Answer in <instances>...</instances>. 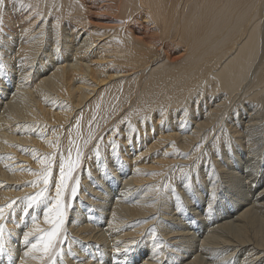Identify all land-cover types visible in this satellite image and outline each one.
I'll use <instances>...</instances> for the list:
<instances>
[{
	"label": "bare ground",
	"instance_id": "6f19581e",
	"mask_svg": "<svg viewBox=\"0 0 264 264\" xmlns=\"http://www.w3.org/2000/svg\"><path fill=\"white\" fill-rule=\"evenodd\" d=\"M263 6L264 0H6V9H3L2 13L3 23L0 26L2 28L0 30V46H5V48L2 50L0 47V63L10 66L11 62L21 58L20 65L23 61L25 68H22L27 69V73L23 77L26 80L23 81L26 85H19L18 81V84L10 89L18 91L15 97L16 93L13 92V95H10L11 91L8 96H3V100L11 98L4 103L7 105L12 102V107L15 104L13 103L15 99L19 98V93L23 97L19 98L21 103L16 100V103L20 104L18 108L0 115V206L6 205L18 197H25L26 194L33 195L43 192V197L26 214L24 208L27 201L23 199L17 200L14 205V215L5 209L6 218L4 221H0L5 226L4 253L8 255L9 251L15 250L16 256L11 252L14 255L12 262L7 259L2 260L0 257V264H105L103 257L106 255L104 248L107 243L112 244V241L114 243L122 238L119 242L124 247V245L130 246L129 243L134 242L135 238L141 236L142 233L152 237L155 235L158 219H160L158 225H161V228L169 226L168 223L172 222L173 213L171 210L168 211V204L162 202L161 206L160 203L161 209L153 199H147V195L151 194L161 179L162 192L165 191L167 196L172 192L173 186L171 185L174 182L171 179L175 177L171 178L170 174L162 177V174L169 172L173 166H176L177 170L179 168V170L186 171L187 169L184 167L189 165L186 163H194L193 160L197 159L198 154L200 152L202 154L200 147L211 132H214L218 127L219 116L223 115V112L220 114L223 107L221 104L226 100L221 101L220 111V105L215 103L214 108L208 107L209 110H205L206 112L200 110L199 118L195 119L191 113L194 120L193 125H182L183 123L179 122H177L179 124L176 122L173 124L171 119L177 109L184 108L183 110H186L189 108L185 107L187 100L200 86L209 87L213 96L216 93L214 91L222 90L225 91V94L229 93L230 96V94H235L238 88H242L240 85H243L249 69H252V64L257 62V60L254 61L259 55L260 43L264 41H261V20L259 19L261 16L259 13L264 14ZM49 12L52 16L48 19L47 25L51 31L54 30L52 31L54 34H58L59 24H67L74 32L72 33L74 39L76 40L78 37V40L75 42L74 39H64L65 49L61 52L64 61H59V55H56L49 60L50 62L46 61L40 64L37 62L38 66L33 65L34 67H32L35 53L41 47L43 38L50 39V34L47 32L50 30H42L43 23H45L44 18L35 24L36 28L32 30L30 28L28 31V26L24 25L20 30H15L17 32L15 40H20V42L19 46L13 50L10 46H12L11 40L15 36H13V32L9 33L8 31L11 26H14L13 22L16 24L20 18L26 19L35 13L31 18L33 21H30V25L36 19L39 20L40 15L46 16ZM257 14L259 21L256 19ZM8 33L12 35V38H7ZM52 37L54 40L56 36ZM45 42L47 45V41ZM55 45L50 48L54 55L58 49ZM6 47L11 49H6ZM6 56L7 58H4ZM52 59L57 61L54 62ZM31 67L34 74L30 75ZM2 70L0 69L1 74H3ZM24 71L21 72L24 73ZM250 72L253 74L252 70ZM254 83V86L248 83L251 88L248 85L246 88L245 83L243 86L247 90L252 89L250 92L252 94L260 92V102H264V50ZM21 88H24V91H21ZM207 89L201 90V93L205 90L208 93L209 89ZM244 91L243 89L242 94ZM198 92L200 93V91ZM248 92L246 96L240 94L241 91L238 92V95L245 98L249 96L246 99L253 100V96L248 95ZM222 95L224 96L223 93ZM241 97L239 96V98ZM26 99L29 103L26 102ZM256 101L254 102L256 103ZM192 104L194 103L192 102ZM9 106L6 108L9 109ZM218 111L220 115H218ZM257 115L259 114L257 113ZM251 121L253 122V120ZM147 130L149 131L148 136H154L150 144L146 143L148 137L144 139ZM236 139L238 140V138ZM128 144L131 145V149H134L133 151ZM128 147L129 149H127ZM158 148H160L161 155L158 154L159 157L151 156ZM78 153L79 162L77 163ZM109 158L111 161L118 159L120 164L125 161V165L122 164L121 167L124 172L128 171V174L125 173L123 182L131 183L144 190L136 200L127 202V199H122L121 196L110 204L103 201L97 202L101 198V193L91 187L95 181L90 180L91 173L100 168L103 170L106 165L105 161H109ZM49 162H51L52 175L46 187L42 182V175ZM195 162L198 163V160ZM61 163L65 165L66 171L70 163L75 164V169L72 179L66 181L68 187L61 197V204L66 207L63 208L64 223L60 226V244L57 254L52 260H49L39 245L37 249L33 250L31 243H37L40 237L51 229L52 225L45 221L44 213L55 200V180L59 178ZM175 169L173 170L175 171ZM202 171L204 170L202 169ZM208 171L210 176L214 177L215 171L212 168ZM177 173L176 179H179V173L182 172ZM185 174L184 172L183 175ZM229 174L228 170H223L222 175L225 176V181L232 183L236 180V175ZM198 175L197 179L200 177ZM213 177L210 186L214 184ZM176 179L175 183L177 184ZM28 181H36V183H25ZM73 187H76V195L78 194L80 197L85 190L88 191V194H92V196L86 195L85 197L91 205L98 208V217L103 218V214L107 217L109 214L106 225H110L108 231H112V241L105 240L108 236L105 231L90 236L96 223H93V219L91 220L89 216L83 219L77 206V210L71 213L70 208L75 197L72 194ZM128 188H130L129 185ZM125 191L128 192L125 194H129L128 190ZM140 192L142 191L140 190ZM210 193H212L211 190ZM261 195H264V186L260 190L258 189L255 195L239 197L240 200L234 203L232 208L229 207L231 209L228 211L229 213L233 211L231 214L236 215L232 217L230 214L232 218H229L228 222L220 219L218 225L212 226L211 224L212 229L210 228L208 232L201 235V238L199 237L200 251L216 253L214 255L217 261L214 260L216 261L214 264H220L225 254H228L229 251L232 254V251L239 246L241 247L239 255L248 254L247 264L251 262L264 264V199L260 198ZM172 197L175 199L176 209H179L181 207L179 195L177 196V193L173 191L172 196H168V198L171 200ZM69 213L73 216L71 223L68 221ZM34 218L41 231L30 237L31 243L25 245L23 236L25 232L33 229ZM217 221L219 220L217 219ZM12 223L13 226L14 224L16 226L12 227ZM202 226L200 225L198 228L201 229L209 225ZM146 228L149 229L145 231ZM11 231L15 233L14 236L12 235V240L7 237ZM226 231L227 233H225ZM195 232L179 226L168 227L165 231L166 240L175 250V247L178 249L179 241L185 242L184 238H188L189 242L190 238L196 240L197 237L194 235L197 232ZM71 233L73 236H77L76 239L69 237ZM114 236L118 239L115 238V240ZM65 238H68V242L64 241ZM82 239L88 243L91 240L93 243L96 241V243L105 242L106 244H100L103 248H100V245V247H95L97 251L100 248L101 255L98 256L97 253H94L96 250L94 252L91 250V256L77 255H82L83 247L78 248L76 244L72 243V240ZM146 239L147 244L142 248L140 246L134 252L128 250L130 253L127 261L123 264H135L136 260H139L137 264H162L161 258L164 252L156 249L158 246L153 240ZM188 239L186 240L188 241ZM162 242L160 241V244ZM181 244L184 245L183 251L180 249V252H174V256L168 255L167 262L169 264H199L198 251L197 254H193L194 256L188 255L195 244ZM13 246H16V249H13ZM125 249L127 251V248ZM26 251L29 253L27 256L25 255ZM69 254L77 260L68 259ZM202 260L203 263L205 260L203 258ZM78 261L80 262L78 263Z\"/></svg>",
	"mask_w": 264,
	"mask_h": 264
},
{
	"label": "rangeland",
	"instance_id": "374dc122",
	"mask_svg": "<svg viewBox=\"0 0 264 264\" xmlns=\"http://www.w3.org/2000/svg\"><path fill=\"white\" fill-rule=\"evenodd\" d=\"M263 8H264V6H263ZM4 9H6V6H5V8ZM37 11H38V9H37ZM262 12H263V9H262ZM35 14V13H34ZM33 14V15H34ZM51 14V12H49L46 16H44V14H42V15H40L39 16V20H37L36 19V21L35 22H32L30 25H29V23H30V21H33L31 18L33 17V15H32V17H28V18H26V19H22V18H20L19 20H17V22H16V24L13 22V24H14V26H11V29L8 31L9 33H11V32H13L14 34H13V36H15V37H13V39L11 40L12 41V46H10L11 48H9V47H6V49H11V50H13V49H15V48H17L18 46H19V42H20V40L19 41H16L15 39H16V35H17V32L15 31V30H20L22 27H24V26H28V31L30 30V28H31V30L32 29H34V28H36V25L35 24H37V23H39L40 22V20H42V18H44L43 20H45V23H43V28H42V30H45V29H51V28H49L48 27V25H47V21H48V19H50L51 18V16L52 15H50ZM259 15H261L260 16V18H259ZM259 15L257 14V16H256V19H257V17L261 20V22H260V31H261V37H262V39H261V41L262 40H264V14H262L261 12L259 13ZM259 19H257L258 21H259ZM22 20V21H21ZM256 20V21H257ZM29 21V22H28ZM50 24V23H49ZM22 25H24V26H22ZM67 24H59V31L57 32L58 34H54V32H52V31H54L53 29H52V31L50 30V32L49 31H47L49 34H50V39L48 38V37H44L43 38V40H42V44H41V47L38 49V51L36 52V53H39V54H36L35 53V58H34V60H33V64H32V67H34V66H38V63L40 64V63H45L46 61H49V60H51V58H53L54 56H56V55H59V61H64L63 59H62V57H61V52L65 49V47L63 46V43H64V39L65 40H73L74 39V35L72 34V33H74L73 32V30H70V28L68 27V25L66 26ZM40 31V30H39ZM67 31V32H66ZM69 32V33H68ZM9 33H8V39L9 38H12V35L10 34L9 35ZM48 34V35H49ZM53 34V35H52ZM59 34H60V36H59ZM72 34V35H71ZM47 35V36H48ZM56 36L55 38L57 39V37H58V39L60 40H58L57 39V41H56V39L54 38V40H53V37L52 36ZM64 37V38H63ZM6 38V39H7ZM62 38V39H61ZM67 38V39H66ZM71 38V39H70ZM7 39V40H8ZM47 39V40H46ZM49 39V40H48ZM77 40H78V37H77V39L75 40L74 39V41L75 42H77ZM45 41H47V45H45ZM52 41V42H51ZM17 42H18V44H17ZM54 42V44L52 45V43ZM58 42V43H57ZM60 43V44H59ZM70 43H71V41H70ZM70 43H68V44H70ZM57 45V48L58 49H56V54L54 55V52H53V50L52 49H50V48H52V46H54V45ZM55 45V46H56ZM1 47V46H0ZM49 47V48H48ZM264 41H262V43H260V49H259V55L257 56V58L255 59V61L254 62H256V60H257V62L256 63H253L252 64V69L250 68L249 69V72H248V74L250 75H248L247 74V77H246V79L244 80V82L242 83L243 85H244V83H245V87H246V85H248V87H249V85L251 84V86H254L253 84H255L254 83V77H255V74H256V72H257V70H258V68H259V66L261 65V62H262V56H263V50H264ZM2 48V50H4V48H5V46H3V47H1ZM52 50V51H51ZM44 52V53H43ZM42 53V54H41ZM46 53V54H45ZM49 53H52V54H49ZM41 54V55H40ZM45 54V55H44ZM45 56H47V57H45ZM50 56V57H49ZM38 57V58H37ZM259 57V58H258ZM261 57V58H260ZM4 58H7V56L6 57H4ZM36 58H37V60H36ZM46 58V59H45ZM21 58H18V61L17 60H15V62H11V64L12 65H10V66H8V65H6V64H4V67L5 68H3V70H2V73L3 74H1V72H0V115L2 114V113H4V114H7V113H9L10 111H13V110H15L16 108H18V106L20 105H18V103H21L22 101H20L19 102V98L20 99H22V97H21V93H19V98L17 99H15V102H13V103H15L16 104V106H15V104L13 105V107L11 106L12 104V102L10 103V104H7L8 106L10 105L11 106V108H10V106H9V109H7L8 108V106L7 105H5V103H6V101H9L11 98H8L7 100H3V96L4 97H6V96H8V94H9V92L11 91L10 89L12 88V87H15L16 86V84H18L19 83V85H22L23 84V86L24 85H26V83H24L23 81H26V80H24L23 79V77H24V75L27 73L26 71H27V69L25 70V69H23L22 67H24L25 68V66H24V64H23V61H22V63H21V65H20V62H21V60H20ZM54 62H56L57 60H55V59H52ZM36 61V62H35ZM38 62V63H37ZM50 62V61H49ZM53 63V62H52ZM19 64V65H18ZM260 64V65H259ZM34 65V66H33ZM253 65H257V66H253ZM8 66V67H7ZM21 68H20V67ZM31 67V71L29 72L30 73V75L33 73L34 74V72L32 71V68ZM255 68V69H254ZM6 69H8V70H6ZM25 70V71H24ZM250 70H252V72H253V74L250 72ZM256 70V72L254 73V71ZM21 71H24V73L23 72H21ZM22 75H21V74ZM252 75H251V74ZM21 76V77H20ZM249 76V77H248ZM252 78V79H251ZM18 79V80H17ZM22 80V81H20V80ZM250 79V80H249ZM19 81V82H18ZM249 81H252V82H249ZM18 82V83H17ZM21 82V83H20ZM250 83V84H248V83ZM243 85H240V86H242V88H238L237 90H236V93L234 94H230V96H229V93L227 94H225V91L223 92L222 90H219L218 92L220 93H218L217 91H214V96H213V92L212 93H210L211 92V89H209V87H206V88H204L203 86H200V87H198L195 91H194V93L188 98V100H187V105L185 106V107H189V108H187L186 110H188V111H186V110H183L184 108H179V109H177L175 112V114L173 115V117H172V119H171V121H172V123L173 124H176L177 122H179L180 124H182V125H184V124H187V125H193L192 124V122L194 121L193 119H192V114L195 116V119L196 118H199V114L201 113V112H206L205 110H209V108L210 107H212V108H214V105H215V103L216 104H221V101H223L224 102V100H226L223 104H221L223 107H222V110H221V105H220V109H219V111L221 112L220 114H222V112H223V115H221V116H219V119H218V122H217V126L219 127H216L215 128V131L214 132H211V134L208 136V138L205 140V142H204V144H202L201 145V147H200V151H202V154H198V157H197V159L196 160H193V162L195 163H186V164H189V165H186V167H184L185 169H187L186 171H188V172H186L185 170H179V168H178V170L177 169H175V167L176 166H173V167H171V169H170V171L168 172H165L164 174H162V177L163 176H165L166 174L167 175H169L170 174V176H171V178H173V176L175 177V178H173V179H171V181H173L174 182V184H173V182H172V184L173 185H171V186H173L172 188H171V191L172 192H170L169 193V195L168 196H172V194H173V191H175V193H177V196L179 195V197H180V202H181V207H179V209H176V203H175V199H174V197H172L171 198V200H170V198H168V196L165 194V191H163L162 192V187H161V185H160V183H161V180L160 181H158L157 182V184L159 183V185H157L156 184V188L154 187V190L151 192V194L154 196H152L150 193V195L148 194L147 195V199H153V201L154 202H156L157 203V205H158V207L160 208L164 203H166V204H168V206H169V209H168V211L169 210H171L172 211V213H173V215H172V217H173V219H171V221L172 222H170L169 221V223L168 224H170L169 226H167V227H165V226H163V228H161V225H158V221H160V219H158L157 220V222H156V224H157V227H156V232H155V235L154 236H152V237H150V236H147L146 235V233H142V235L141 236H138V237H136L135 238V241L133 242L132 241V243H129V245L130 246H125L124 245V247L125 248H127V251L129 250L130 252H134V250H137V248H139L140 246H141V248H142V246H144V245H146L147 243H146V241H145V239L146 240H153V242L156 244L157 243V248L156 249H158L159 251H162V252H164L163 253V256H162V258H161V263L162 264H164L165 262V264H169V262H167L168 261V259H169V256H174L173 254H175L176 253V251H181L180 249H182V251H183V247H184V245L183 244H181V243H185V244H189V243H191V245H193V244H195V245H193V247H192V251H190L189 253H188V255H193V254H197L198 253V258L200 259V261H199V264L201 263V264H214V262H216L217 261V259H216V253L215 252H211L212 253V255H211V253H208L207 251H200V249H199V246H198V244L200 245L201 244V242H200V238H201V235L202 234H204V233H206V232H208V230L211 228L210 227V225L212 224V226L214 225V224H216V225H218L219 223H220V221L222 220V221H229L232 217H234V215H236V214H231V212H233V211H230V213L228 212L231 208H232V205H234V203H237L239 200H240V198H242V196H248L249 195V197L250 196H252V194L253 195H255L256 194V191L259 189L260 190V188H262L263 186H264V102L262 101V102H260L261 100H260V92H258V94H252V93H250L251 92V90L249 89V90H247V89H245L244 88V86ZM248 87H246V88H248ZM201 88H203V89H201ZM209 90H208V89ZM249 88H251V87H249ZM24 89V88H23ZM22 88H21V91L23 90ZM204 89H207L209 92L207 93V91L205 90V91H203V93H201L202 91L201 90H204ZM243 89L245 90L244 92H248V95H252L253 96V100H248V99H246L247 97H249V96H247L246 98L244 97V96H246L247 94V92L246 93H244L243 92V94H242V91H243ZM14 90V91H13ZM12 91H11V93H10V95H13V92L14 93H16V94H14V97L17 95V92L18 91H16V89H13ZM241 91V93H240V91ZM24 91V90H23ZM198 91H200V93L198 92ZM222 91V92H221ZM240 94H242V95H244V96H242V95H238L239 93ZM204 92H206V94H204ZM235 92V91H234ZM222 93L224 94V96L222 95ZM198 94V95H197ZM201 94V95H200ZM203 94V95H202ZM208 94H211V95H209V96H212V97H209L208 96ZM200 95V96H199ZM206 97H205V96ZM227 95V96H226ZM238 95V96H237ZM197 96V97H196ZM223 96V97H222ZM227 98H226V97ZM239 96L241 97V98H239ZM255 96V97H254ZM10 97V96H9ZM13 97V96H12ZM218 97H219V99H218ZM239 99H238V98ZM257 97V99H255V100H257L256 101V103L254 102L255 100H254V98H256ZM194 98V99H193ZM212 98V99H211ZM215 98V99H214ZM233 98H234V100H233ZM251 98V97H250ZM5 99V98H4ZM12 99H14V98H12ZM218 99V100H217ZM242 99H244V100H242ZM259 99V100H258ZM3 100V101H2ZM16 100H17V102L18 103H16ZM197 100V101H196ZM227 100H228V102H227ZM240 100V101H239ZM4 101H5V103H4ZM13 101V100H12ZM215 101H217V102H215ZM26 102L27 103H29V101H28V99H26ZM192 102L194 103V104H192ZM220 102V103H219ZM241 102V103H240ZM253 102V103H252ZM4 103V104H3ZM7 103H9V102H7ZM247 103V104H246ZM196 104V105H195ZM228 104V105H227ZM256 106H255V105ZM226 105V106H225ZM232 105V106H231ZM234 105V106H233ZM254 105V106H253ZM2 106H4V107H2ZM192 106H193V108H192ZM196 106V107H195ZM7 107V108H6ZM209 107V108H208ZM238 107V108H237ZM257 107V108H256ZM2 108H4V110H1ZM15 108V109H14ZM208 108V109H207ZM226 108V109H225ZM227 108H229V109H227ZM233 108V109H232ZM260 108V109H259ZM262 108H263V110H262ZM11 109V110H10ZM231 109V110H230ZM251 109V110H250ZM257 109H258V111H257ZM200 110H201V112H200ZM225 110V111H224ZM260 110V111H259ZM7 111V112H6ZM181 111H182V113H181ZM193 111V112H192ZM219 111H218V115H220L219 114ZM256 111V112H255ZM6 112V113H5ZM195 112V113H194ZM230 112V113H229ZM236 112V113H235ZM254 112V113H253ZM185 113V114H184ZM192 113V114H191ZM257 113L259 114V115H257ZM188 114V115H187ZM261 114V115H260ZM178 115V116H177ZM180 115V116H179ZM185 115V117H183V116ZM190 115V116H189ZM254 115H256V116H254ZM11 116V115H10ZM175 116V117H174ZM182 116V117H181ZM224 116V117H223ZM254 116V117H253ZM226 117H227V119H226ZM229 117V118H228ZM177 118V119H176ZM184 118V119H183ZM178 119H179V121H178ZM229 119V120H228ZM262 119V120H261ZM251 120H253V122L251 121ZM184 121V122H183ZM228 121V122H227ZM263 121V122H262ZM176 122V123H175ZM221 122V123H220ZM248 122V123H247ZM260 122V123H259ZM263 124H262V123ZM179 123H177V124H179ZM189 123V124H188ZM227 123V124H226ZM226 124V125H225ZM247 124V125H246ZM260 124V125H259ZM261 124H262V126H261ZM223 125V126H222ZM258 125V126H257ZM248 126V127H247ZM245 127V128H244ZM256 127V128H255ZM260 127V128H259ZM225 128V129H224ZM236 128V129H235ZM251 128H252V130H251ZM255 128V129H254ZM262 128V129H261ZM217 129V130H216ZM224 129V130H223ZM230 131H229V130ZM234 129V130H233ZM238 130V131H237ZM251 130V131H250ZM253 130H254V132H253ZM240 131V132H239ZM235 133V135H234V133ZM146 136H144V139L146 138V137H148V140L146 141V143L147 144H150L151 143V139L154 137V136H148V133H149V131L147 130L146 132ZM244 133V134H243ZM245 133H246V136H245ZM233 134V135H232ZM225 137H224V136ZM240 135V136H239ZM245 136V137H244ZM116 137V136H115ZM222 137V138H221ZM233 137V138H232ZM241 137V138H240ZM235 138V139H234ZM236 138H238V140H242V141H238ZM212 139V140H211ZM133 140V139H132ZM132 140H131V144H132ZM219 140V141H218ZM229 140V141H228ZM248 140V141H247ZM214 141V142H213ZM253 141V142H252ZM260 141V142H259ZM222 142V143H221ZM241 142H243V143H241ZM246 142H247V144H246ZM142 143V142H141ZM230 143V145H231V147L230 148H228V147H226V145L227 144H229ZM129 145V147H130V149H131V145L130 144H128ZM210 145V146H209ZM248 145V146H247ZM251 147H250V146ZM224 146V147H223ZM129 147L127 148V149H129ZM160 147V146H159ZM206 147V148H205ZM241 147V148H240ZM253 148V149H252ZM247 149V150H246ZM132 151L134 150V149H131ZM159 150H160V148H158L151 156H157V157H159L161 154L159 153ZM220 150V151H219ZM106 151V150H105ZM253 151V152H252ZM131 152V151H130ZM124 153V152H123ZM156 153V154H155ZM208 153V154H207ZM252 153V154H251ZM258 153V154H257ZM151 154V153H150ZM155 154V155H154ZM158 154H160V155H158ZM201 157H200V156ZM208 155V156H207ZM252 155H256V156H253L252 157ZM211 156V157H210ZM109 157V156H108ZM205 159V160H203V159ZM249 158V159H248ZM109 161H105L106 162V165H105V167L103 168V170H100V169H102V168H100L99 170H97V171H95V172H92L91 174H92V176H91V178H90V180H92V182H93V185L91 186L94 190H96V191H98V193H101V198L100 199H98L97 200V202H101V201H103V202H107V204L109 203L110 204V202H112L113 200L115 201L116 200V198H118V197H121L122 199H127V202H132V201H134V200H136V198H138V196L139 195H141V193H143L144 192V190H142V189H140V188H138V187H136V186H134L133 184H129V183H124L123 182V177H124V175H125V173H127L128 171H125L124 172V170H123V167H121V165L122 164H124L125 165V161H123V162H121V164L119 163V161H117V160H114V161H111V159L109 158L108 159ZM119 160H120V158H119ZM154 160H157V158H154ZM198 160V163H196L195 161H197ZM203 160V161H202ZM210 160V161H209ZM205 163V164H204ZM148 164H150V162H148ZM207 164V165H206ZM192 165V166H191ZM210 165V166H209ZM214 167H213V166ZM201 166V167H200ZM231 166V167H230ZM253 166V167H252ZM255 166V167H254ZM196 167V168H195ZM197 167H198V169H197ZM245 167V168H244ZM192 168V170H190V169ZM213 169L215 172V175H214V177H213V175H211L212 177H213V179L215 180H213V182H214V184L212 185V186H210V181H211V179H212V177L210 176V173H209V171H208V169ZM173 169H175V171H177V172H182V173H179L180 175H179V179H181V180H179V179H176L177 177H178V173L177 172H175ZM193 169H194V171H193ZM197 169V170H196ZM202 169L204 170V171H202ZM208 171V175L206 176V174H207V171ZM228 170L229 171V173L231 174V173H233V174H235L236 175V180L234 181V182H232L231 183V181H230V183H227L226 181H225V176L224 175H222V173H223V170ZM190 170V171H189ZM199 170V171H198ZM100 171H102V172H100ZM196 171V173H197V175L199 174V173H201V174H199L198 176H200V177H198L199 179H197V175H196V173H194ZM184 172L186 173V174H188L187 176H186V174L185 175H183L184 174ZM172 173H173V175H172ZM177 173V174H176ZM190 173H192V174H190ZM219 173V174H218ZM238 173V174H237ZM252 173V174H251ZM128 174V173H127ZM177 176H176V175ZM229 174V175H230ZM94 175V176H93ZM182 175H183V177H182ZM196 175V176H195ZM221 175V176H220ZM253 175V176H252ZM194 176V177H193ZM209 176V177H208ZM98 179H97V178ZM186 177V178H185ZM190 177V178H189ZM193 177V178H192ZM216 177V178H215ZM224 177V178H223ZM100 178V179H99ZM117 178H119V179H117ZM185 178V179H184ZM196 178V179H195ZM123 179V180H122ZM175 179L177 180L176 182H177V184L175 183ZM187 179V180H186ZM190 179V180H189ZM203 179V180H202ZM209 179V180H208ZM201 180V181H200ZM242 180V181H241ZM179 181V182H178ZM205 181V182H204ZM225 181V182H224ZM185 182H187L186 184H184ZM123 185H122V184ZM178 183H180V184H178ZM199 183V184H198ZM206 183H208V184H206ZM126 184H128L129 186H130V188H128V185H126ZM183 184H184V186H183ZM225 184V186H222V185H224ZM233 184V185H232ZM179 185V186H178ZM126 188H125V187ZM158 186V187H157ZM177 186V187H176ZM183 186V187H182ZM211 187V189H208V188H210ZM122 187H124V188H122ZM207 187V188H206ZM224 187V188H223ZM128 188V189H127ZM159 188V189H158ZM160 188H161V191H160ZM175 188H176V190H175ZM178 188V189H177ZM237 188V189H236ZM124 189V190H123ZM131 189V190H130ZM134 191H133V190ZM137 189H138V191H137ZM81 190H82V188H81ZM122 190V191H121ZM125 190H130L129 191V194H125L127 191H125ZM140 190L142 191V192H140ZM156 190V191H155ZM159 190V191H158ZM209 190V191H208ZM210 190L212 191V193H210ZM224 190V191H223ZM131 191H132V193H131ZM227 191V192H226ZM135 192V193H134ZM155 192V193H154ZM159 192V193H158ZM208 192V193H207ZM128 193V192H127ZM154 193V194H153ZM158 194V196H157V194ZM198 193V194H197ZM201 193V194H200ZM243 193V194H242ZM125 194V195H124ZM86 195H88V196H92V194L90 193V194H88V191L87 190H85L84 192H83V195L80 197L78 194L77 195H75V197H74V203H73V205L71 206V208H70V211H71V213H72V211H75V210H77V208L79 209V211H80V213L82 214L81 215V217L83 218V219H85V218H87L86 216H89L90 217V219L92 220V222L93 223H96L95 225H94V227L96 228H93V231L90 233V236H95V235H97L99 232V234H101L103 231H105V233L108 235H106L107 236V238H105V240H111L112 241V235H111V233H112V231L110 230V231H108L109 230V226L110 225H106L107 224V217H108V215H107V217H106V215L105 214H103L104 216H103V218H101V217H98V213H99V210H98V208L95 206V205H91V203H89V200L85 197ZM128 195H130V196H128ZM132 195V196H131ZM126 196V197H125ZM137 196V197H136ZM152 197V198H150V197ZM156 196V197H155ZM161 196V197H160ZM213 196V197H212ZM216 196V197H215ZM100 197V196H99ZM108 197V198H107ZM124 197V198H123ZM130 197V198H129ZM132 197V198H131ZM149 197V198H148ZM158 197H160L159 199H158ZM240 197V198H239ZM248 197V198H249ZM121 198H119V199H121ZM155 198V199H154ZM158 200H157V199ZM162 198V199H161ZM247 198V199H248ZM211 199V200H210ZM107 200V201H106ZM110 200V201H109ZM130 200V201H129ZM165 200V201H164ZM168 200V201H167ZM214 202H213V201ZM237 200V201H236ZM249 200H251L250 198H249ZM158 201V202H157ZM161 201V202H160ZM208 201V202H207ZM210 201V202H209ZM212 201V202H211ZM162 202H163V204H162ZM167 202H170V203H167ZM113 203V202H112ZM161 203V206L159 205ZM209 203H210V205L212 206V208H211V211H209V208L207 207V206H209ZM165 204V205H166ZM96 205H98V204H96ZM76 206H77V208H76ZM167 206V205H166ZM168 206H167V208H168ZM175 206V207H174ZM172 209H171V208ZM206 207V208H205ZM229 207H231V208H229ZM182 210H181V209ZM161 209H162V207H161ZM177 212H176V211ZM181 210V211H180ZM193 210V211H192ZM235 210V209H234ZM198 211V212H197ZM180 212H182V213H180ZM193 212V213H192ZM71 213H69L68 214V221L70 222L71 221V219H73V216H72V214ZM176 213V214H175ZM228 214V215H227ZM230 214H231V216H230ZM230 216V217H229ZM88 217V218H89ZM182 217V218H181ZM177 218H178V220H177ZM223 218V219H222ZM227 218V219H226ZM230 218V219H229ZM217 219L219 220V221H217ZM221 219V220H220ZM174 220V221H173ZM177 220V221H176ZM216 223H215V222ZM69 222H68V225H69ZM71 223V222H70ZM78 223V222H77ZM104 223V224H103ZM180 223V224H179ZM203 223V224H202ZM208 223H210V224H208ZM127 224H129V223H127ZM205 224H207V225H209V226H207V227H204L205 226ZM130 225V224H129ZM128 225V226H129ZM172 225V226H171ZM200 225H203L202 227H204V228H198ZM11 226L12 227H14V226H16L15 224H14V226H13V223L11 224ZM181 227V228H183V229H185V230H187V229H190L191 231H193V233L195 232L196 234L194 235V237H197L196 238V240H193V238H190L191 239V241L189 242V239L188 238H184L183 239V241H185V242H182V240H181V242L179 241V244H178V246H177V248L178 249H176V247H175V250L174 249H172L171 248V244L168 242V240H166V234H165V231H167V229H168V227ZM186 226V227H185ZM104 227H105V229H104ZM107 227V228H106ZM100 228V229H99ZM103 228V230H101ZM165 228H167V229H165ZM187 228V229H186ZM206 228V229H205ZM149 229V228H148ZM147 228L146 229H144L145 231H147L148 230ZM160 229V230H159ZM212 229V228H211ZM101 230V231H100ZM159 230V231H158ZM219 230V229H218ZM204 231V232H203ZM220 231V230H219ZM203 232V233H202ZM108 233H110V234H108ZM225 233H227V231L225 232ZM14 232H10L8 235H7V237L9 238V239H11L12 240V238H13V236H14ZM67 234V233H66ZM13 235V236H12ZM111 235V236H110ZM146 235V236H145ZM143 236V237H142ZM160 238H159V237ZM163 236H165V237H163ZM69 237L70 238H72V239H76V237L77 236H73V233H71V236L69 235ZM68 237V238H69ZM109 237H111V238H109ZM200 237V238H199ZM68 238L66 239L65 238V240L64 241H66L67 240V242H68ZM115 238H117L118 239V237H115L114 236V239ZM140 238V239H139ZM142 238V239H141ZM150 238V239H149ZM186 239H188V241L186 240ZM116 240V239H115ZM119 240H122V238L120 239L119 238ZM119 240L117 241V243H116V241H114V243H113V241L111 242L112 244H110V242L109 243H105V242H98V243H96V242H91V241H89V243L88 242H86L85 241V239H82V240H72L73 242V244H76V246L79 248H81V247H83V249H82V255L81 254H77V255H80L81 257L83 256H91V250L94 252L96 249H95V247L96 246H99L100 244H103V243H105L106 245H105V250H106V252H105V256L103 257V260H104V263L105 264H123L124 262H126L127 261V257H128V254L130 253L129 251L127 252V251H125L126 249L123 247V244H121L120 242H119ZM141 240H142V242H141ZM154 240H156V241H154ZM94 241V240H93ZM160 241L162 242L161 244H160ZM195 241V242H194ZM199 241V242H198ZM135 243H136V245H135ZM142 243V244H141ZM160 244V246H159V244ZM164 243H166L165 244V246H164ZM170 245H169V244ZM86 244V245H85ZM92 244H94V245H92ZM96 244H98V245H96ZM119 244H121V245H119ZM133 244V245H132ZM119 245V246H118ZM181 245V246H180ZM183 245V246H182ZM64 246H65V244H64ZM93 246V247H92ZM101 246V245H100ZM99 246V247H100ZM133 246V247H132ZM164 246V247H163ZM91 249H90V248ZM109 247V248H108ZM113 247H114V249H115V247H116V249L114 250L113 249ZM123 247V248H122ZM167 247V248H166ZM181 247V248H180ZM73 248H75V247H73ZM100 248H103L102 246L100 247ZM100 248L98 249V251L96 250L94 253H97L98 254V256H100L101 255V251H99L100 250ZM112 248V249H111ZM117 248L119 249V251H117ZM121 248V249H120ZM135 248V249H134ZM162 248H163V250H162ZM165 248V249H164ZM169 248V249H168ZM240 246L239 247H236L235 248V252L234 251H232V254H230L231 253V251H229L228 252V254H225V257H223L222 258V260H221V262H222V264H247L248 262V259H249V257H247L248 256V254H242V255H239V251H240ZM13 249H16V246L14 247L13 246ZM108 249V250H107ZM132 249V250H131ZM168 250H169V252H168ZM173 250V251H172ZM15 251V250H14ZM14 251H9L8 252V255H6L4 252L3 253H1V255H0V257L2 258V260L4 259V260H11V262L13 261V259H14V255L16 254V251L14 252ZM108 251V252H107ZM195 251V252H194ZM198 251V252H197ZM11 252H13L14 253V255L11 253ZM99 252V253H98ZM175 252V253H174ZM192 252V253H191ZM197 252V253H196ZM204 252H206V253H204ZM210 252V251H209ZM171 255H170V254ZM191 253V254H190ZM214 253H215V255H214ZM165 254V255H164ZM210 256H209V255ZM169 255V256H168ZM214 255V256H213ZM16 256V255H15ZM194 256V255H193ZM167 257V258H166ZM229 257H231V258H229ZM202 258L205 260L203 263H202ZM213 258H215V259H213ZM248 258V259H247ZM68 259H70L71 261H74V260H77L75 257H73V256H71V254H69L68 255ZM210 259H211V261H210ZM245 259V260H244ZM102 260V261H103ZM214 260H216V261H214ZM225 260V261H224ZM231 260V261H230ZM207 261V262H206ZM213 261V262H212ZM228 261H230V262H228ZM241 261V262H240ZM246 261V262H245ZM255 261V260H254ZM80 261H78V263H79ZM139 262V260H136V262H135V264H137ZM221 262H220V264H221ZM179 263V262H178ZM218 263V262H217ZM249 264H255V263H249ZM257 264H259V262H257Z\"/></svg>",
	"mask_w": 264,
	"mask_h": 264
},
{
	"label": "snow or ice",
	"instance_id": "6c2138e0",
	"mask_svg": "<svg viewBox=\"0 0 264 264\" xmlns=\"http://www.w3.org/2000/svg\"><path fill=\"white\" fill-rule=\"evenodd\" d=\"M6 6V0H0V26H2L3 23V9ZM2 30V28H0ZM4 65L0 63V69H3ZM226 147L230 148V143L226 145ZM79 162V153L77 154V163ZM75 169V164L70 163L68 165L67 171L65 169V165L61 163L59 165V178L55 180V200L51 203V206L49 209L44 213L45 221L51 223V229L46 232L45 235L40 237V240L37 243H31L30 237H33L35 233L40 232L41 229H39V226L35 222V218L33 220V229L25 232L23 236V242L25 245H28L31 243V248L33 250L37 249L38 245L40 246L42 252L47 255L49 260H52L54 256L57 254V250L60 244L59 240V234H60V226L64 223V211L63 208L66 207V205L62 206L61 204V197L68 187L66 184V181L72 179V173ZM52 175L51 170V162H49L48 167L45 169L43 175H42V182L47 187V185L50 182V178ZM25 183L29 184H35L36 181H28ZM76 187L72 188V194L76 195ZM43 197V192H39L33 195L26 194L25 197H18L15 200L10 201L4 206H0V221H4L6 218L5 209L8 210L10 214H15V208L14 205L16 204L17 200H26L27 203L24 208L25 214L28 212L29 209H31L34 204L38 203L40 198ZM261 199H264V195H261ZM209 211H211L212 206H208ZM4 224L0 223V253H3L5 251L4 247ZM119 251V249H117ZM29 253L26 251L25 255L27 256Z\"/></svg>",
	"mask_w": 264,
	"mask_h": 264
}]
</instances>
